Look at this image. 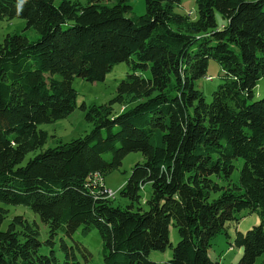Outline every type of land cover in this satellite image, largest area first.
<instances>
[{"label":"trees","instance_id":"trees-1","mask_svg":"<svg viewBox=\"0 0 264 264\" xmlns=\"http://www.w3.org/2000/svg\"><path fill=\"white\" fill-rule=\"evenodd\" d=\"M129 1L0 0V20L21 18L38 34L0 40V202L27 206L48 244L95 229L103 264H154L148 254L170 246V223L178 240L165 264H224L210 258L209 239L255 212L258 223L229 243L240 249L233 264H254L264 252V95L252 98L264 79V0H194V18L173 10L178 0H143V14L126 16ZM208 59L222 75L205 101L194 81ZM118 62L131 71L114 96L78 104L90 129L42 149L55 136L37 125L76 107L72 78L101 81ZM130 152L142 160L118 190L127 203L113 204L100 179ZM39 246L36 223L14 215L0 229V264H57ZM59 246L61 264H82Z\"/></svg>","mask_w":264,"mask_h":264},{"label":"rangeland","instance_id":"rangeland-1","mask_svg":"<svg viewBox=\"0 0 264 264\" xmlns=\"http://www.w3.org/2000/svg\"><path fill=\"white\" fill-rule=\"evenodd\" d=\"M131 5L130 12L126 13V16L140 15L144 13L143 0H130ZM173 10L175 12L184 14L191 18L195 17V4L194 0H178V3L174 4ZM215 19L218 25L223 23L218 14H215ZM23 33L28 40H34L38 34L31 28H25V21L21 18H12L10 20H0V40L5 34ZM129 66L125 62H118L111 65L109 70L105 73L103 80L89 82L80 77H73L71 81L72 87L76 91V107L68 115L63 118L57 119L49 123H40L38 128L46 131L48 135L53 134L55 137H48L43 148L52 147L55 145V139L62 142L69 141L73 138L81 137L90 129V125L83 118V111L80 110L78 104L84 102L86 105L90 103H106L115 94V86L117 81L122 78L127 72H130ZM221 69L217 62L213 59H208L205 75L194 81V86L202 92L205 101L210 100L211 91L221 81ZM206 77H210L207 79ZM264 95V79L260 78L256 85L252 89V98L257 99ZM129 105L113 104V111L118 112ZM38 150L28 152L21 164L31 157ZM107 156V155H106ZM142 160V156L139 152H130L126 154L118 169L107 173L100 179L103 189L108 198H113V204L124 205L127 201L118 195V190L124 184L127 175L129 173L131 165L135 162ZM242 163L241 158L233 160L234 168L230 175V180L235 181L238 175V169ZM220 185H225V181L218 179ZM149 192V186L146 185L145 189L140 191V205L144 206V200ZM108 193V194H107ZM111 193V194H110ZM0 206L7 210L6 217L0 224V229H5L14 215H20L28 222L34 221L37 226L38 239L40 246L38 252L41 254H52L56 259L57 264H61L65 258L64 251L60 248V240L63 242L69 259L77 260L82 264H103L100 256V238L98 232L95 229L88 231L85 234L76 230L71 237L61 236L57 233L51 244L45 243L47 238L46 226L43 224L38 216L34 214L27 206L23 204L11 205L0 202ZM258 223V216L255 212H248L241 210L239 212L238 222L233 224L231 222L226 223L225 232L217 233L209 239L210 248L208 254L210 258H219L220 262L224 264H233L239 257L240 249H237L231 244L235 231L244 232L251 226ZM168 240L170 246L165 247L163 250H152L148 254V258L154 262V264H165L169 259L171 253V246H173L177 240L178 235L176 228L170 223L168 225ZM84 249L88 251V255L84 254ZM211 249V250H210ZM264 259V252L258 256L254 264L259 263Z\"/></svg>","mask_w":264,"mask_h":264},{"label":"built area","instance_id":"built-area-1","mask_svg":"<svg viewBox=\"0 0 264 264\" xmlns=\"http://www.w3.org/2000/svg\"><path fill=\"white\" fill-rule=\"evenodd\" d=\"M207 79H210V77H206ZM108 194V193H107ZM111 194V193H110Z\"/></svg>","mask_w":264,"mask_h":264}]
</instances>
